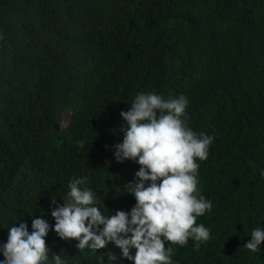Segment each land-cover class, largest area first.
<instances>
[{"label":"trees","instance_id":"1","mask_svg":"<svg viewBox=\"0 0 264 264\" xmlns=\"http://www.w3.org/2000/svg\"><path fill=\"white\" fill-rule=\"evenodd\" d=\"M141 92L183 94L187 126L214 137L196 161L209 239L166 242L172 264H264V241L243 246L264 230V0H0V242L21 220L51 227L75 177L102 214L133 206L139 165L112 146ZM75 243L45 237L66 264H132Z\"/></svg>","mask_w":264,"mask_h":264},{"label":"clouds","instance_id":"2","mask_svg":"<svg viewBox=\"0 0 264 264\" xmlns=\"http://www.w3.org/2000/svg\"><path fill=\"white\" fill-rule=\"evenodd\" d=\"M188 103L183 94L164 98L141 92L127 111H120L123 137L112 146L113 158L139 165L124 185L135 201L128 211L102 214L97 193L86 186L87 177L72 178L62 204L50 210L51 227L37 216L31 230L23 220L8 228L6 242H0V264H66L61 254L49 255L45 237L50 230L60 240H75L78 250L96 252L111 242L120 258L132 264H172L166 242L183 247L191 238L198 247L207 241L209 229L195 221L211 211L212 202L197 188L196 161L207 159L214 137L187 126ZM260 174L264 176V170ZM261 241L264 230L256 227L243 246L255 253ZM115 259L112 254L109 264Z\"/></svg>","mask_w":264,"mask_h":264},{"label":"rangeland","instance_id":"3","mask_svg":"<svg viewBox=\"0 0 264 264\" xmlns=\"http://www.w3.org/2000/svg\"><path fill=\"white\" fill-rule=\"evenodd\" d=\"M67 118H68L67 115L63 116V119H62L63 120V126H65V124L67 123Z\"/></svg>","mask_w":264,"mask_h":264}]
</instances>
